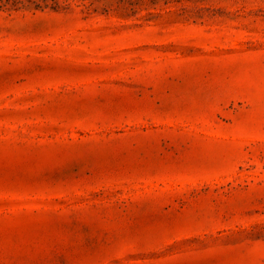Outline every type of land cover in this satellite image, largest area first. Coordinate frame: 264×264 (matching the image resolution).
Listing matches in <instances>:
<instances>
[{"label": "rangeland", "instance_id": "1", "mask_svg": "<svg viewBox=\"0 0 264 264\" xmlns=\"http://www.w3.org/2000/svg\"><path fill=\"white\" fill-rule=\"evenodd\" d=\"M0 264H264V0H0Z\"/></svg>", "mask_w": 264, "mask_h": 264}]
</instances>
